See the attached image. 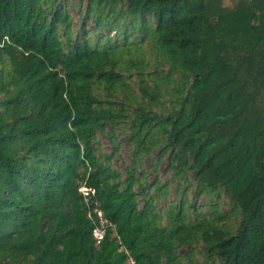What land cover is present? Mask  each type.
I'll use <instances>...</instances> for the list:
<instances>
[{"label": "trees", "instance_id": "trees-1", "mask_svg": "<svg viewBox=\"0 0 264 264\" xmlns=\"http://www.w3.org/2000/svg\"><path fill=\"white\" fill-rule=\"evenodd\" d=\"M205 1L0 0V264H264V0Z\"/></svg>", "mask_w": 264, "mask_h": 264}, {"label": "rangeland", "instance_id": "rangeland-1", "mask_svg": "<svg viewBox=\"0 0 264 264\" xmlns=\"http://www.w3.org/2000/svg\"><path fill=\"white\" fill-rule=\"evenodd\" d=\"M237 1L238 0H206L205 3L208 5L211 12L218 13V12L234 7ZM70 11L75 16L77 15V10L70 9ZM98 137L101 142V151L110 153L112 151V148L110 144L108 143V140L104 137L103 134H99ZM118 137H119V141L121 142V146H120L118 153L115 154L114 158L112 159L111 166L113 169H119L120 171H123L125 165H127V163L130 162V149H129V146L125 138L122 137L120 132L118 133ZM165 165H166L165 161L159 165L160 173H163ZM144 167L145 169L150 170L151 169L150 162L145 161ZM166 177H163L162 179L164 180ZM152 178H153V174L151 173L149 174V179L151 180ZM171 190H172V193L170 195L171 196L170 198H172L173 196V192H174L173 187L171 188ZM158 206H159L158 208H161V207L166 206V204L161 201ZM185 251H186L185 248L180 249V253L182 254L185 253ZM127 264H133V262L129 261Z\"/></svg>", "mask_w": 264, "mask_h": 264}, {"label": "built area", "instance_id": "built-area-1", "mask_svg": "<svg viewBox=\"0 0 264 264\" xmlns=\"http://www.w3.org/2000/svg\"><path fill=\"white\" fill-rule=\"evenodd\" d=\"M78 192L83 196L85 201L91 200L94 196V189L86 184L80 185ZM95 215L97 218V225L94 226L92 230V236L96 244H99L106 235V228L112 224L104 218L102 211L97 207L87 212V216L91 217Z\"/></svg>", "mask_w": 264, "mask_h": 264}]
</instances>
